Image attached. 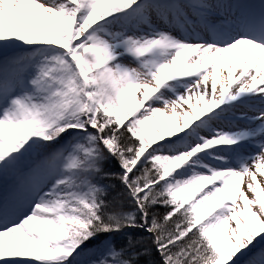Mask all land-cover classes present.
Returning <instances> with one entry per match:
<instances>
[{
  "label": "snow or ice",
  "instance_id": "6c2138e0",
  "mask_svg": "<svg viewBox=\"0 0 264 264\" xmlns=\"http://www.w3.org/2000/svg\"><path fill=\"white\" fill-rule=\"evenodd\" d=\"M0 264H264V0H0Z\"/></svg>",
  "mask_w": 264,
  "mask_h": 264
}]
</instances>
